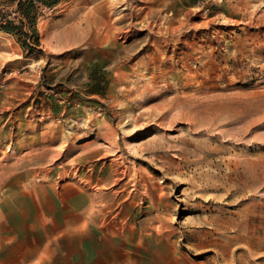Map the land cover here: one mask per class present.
Returning <instances> with one entry per match:
<instances>
[{"label":"rangeland","instance_id":"1","mask_svg":"<svg viewBox=\"0 0 264 264\" xmlns=\"http://www.w3.org/2000/svg\"><path fill=\"white\" fill-rule=\"evenodd\" d=\"M33 2V53L0 30V264H264V0Z\"/></svg>","mask_w":264,"mask_h":264},{"label":"trees","instance_id":"2","mask_svg":"<svg viewBox=\"0 0 264 264\" xmlns=\"http://www.w3.org/2000/svg\"><path fill=\"white\" fill-rule=\"evenodd\" d=\"M45 5H55L59 0H38ZM17 11L22 15L21 23L17 24L13 20H6L0 23V30L15 36L23 50L33 53L39 45L38 32L36 28L37 13L36 4L33 0H19ZM27 26V29L25 27Z\"/></svg>","mask_w":264,"mask_h":264},{"label":"bare ground","instance_id":"3","mask_svg":"<svg viewBox=\"0 0 264 264\" xmlns=\"http://www.w3.org/2000/svg\"><path fill=\"white\" fill-rule=\"evenodd\" d=\"M125 7V6H124ZM124 7H123V9H124ZM116 10V9H115ZM133 23V22H132ZM74 25V24H73ZM130 27V26H129ZM132 29V28H131ZM175 30V29H174ZM172 32V31H171ZM129 35V34H128ZM127 36V35H126ZM126 38V37H125ZM124 39V38H123ZM124 43V42H123ZM108 45V44H107ZM105 47V46H104ZM174 51V50H173ZM112 59V58H111ZM119 59V58H118ZM106 60V59H105ZM111 64V63H110ZM40 114V113H39ZM133 117V116H132ZM170 117V116H169ZM184 123V122H183ZM159 124V123H158ZM168 124V123H167ZM145 127V126H144ZM219 131V130H218ZM220 132V131H219ZM221 133V132H220ZM110 134H111V132H110ZM114 136V135H113ZM112 136V137H113ZM223 136V135H222ZM56 138V137H55ZM107 138V137H106ZM108 139V138H107ZM110 150H112L111 148H110ZM106 153H109V152H106ZM176 155V154H175ZM151 156V155H150ZM116 158V157H115ZM118 158H120V157H118ZM118 160H120V159H118ZM122 160V159H121ZM178 161V160H177ZM184 164V163H183ZM126 165V164H125ZM126 167H127V165H126ZM158 168V167H157ZM164 168H166V167H164ZM176 169V168H175ZM125 171V170H124ZM128 171V170H127ZM46 175V174H45ZM64 175V174H63ZM123 175H125V174H123ZM179 177V176H178ZM186 177V176H185ZM119 179V178H118ZM168 179V178H167ZM187 179V178H186ZM134 181V180H133ZM134 183H135V181H134ZM143 185V184H142ZM190 186V185H189ZM226 186V185H225ZM133 187V186H132ZM115 192H116V190H115ZM232 192V191H231ZM129 193V192H128ZM160 193V192H159ZM248 248V247H247ZM249 250V249H248ZM250 251H253V250H250ZM251 253V252H250Z\"/></svg>","mask_w":264,"mask_h":264},{"label":"crops","instance_id":"4","mask_svg":"<svg viewBox=\"0 0 264 264\" xmlns=\"http://www.w3.org/2000/svg\"><path fill=\"white\" fill-rule=\"evenodd\" d=\"M72 234V231H69Z\"/></svg>","mask_w":264,"mask_h":264}]
</instances>
